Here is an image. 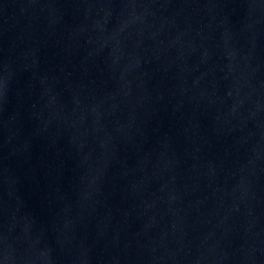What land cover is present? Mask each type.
I'll return each instance as SVG.
<instances>
[{
	"label": "water",
	"instance_id": "obj_1",
	"mask_svg": "<svg viewBox=\"0 0 264 264\" xmlns=\"http://www.w3.org/2000/svg\"><path fill=\"white\" fill-rule=\"evenodd\" d=\"M0 264H264V0H0Z\"/></svg>",
	"mask_w": 264,
	"mask_h": 264
}]
</instances>
